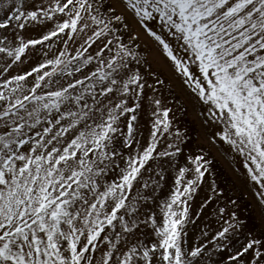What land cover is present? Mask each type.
Segmentation results:
<instances>
[{
    "label": "snow or ice",
    "instance_id": "snow-or-ice-1",
    "mask_svg": "<svg viewBox=\"0 0 264 264\" xmlns=\"http://www.w3.org/2000/svg\"><path fill=\"white\" fill-rule=\"evenodd\" d=\"M0 264H264V0H0Z\"/></svg>",
    "mask_w": 264,
    "mask_h": 264
},
{
    "label": "rangeland",
    "instance_id": "rangeland-1",
    "mask_svg": "<svg viewBox=\"0 0 264 264\" xmlns=\"http://www.w3.org/2000/svg\"><path fill=\"white\" fill-rule=\"evenodd\" d=\"M174 87L179 89V81L174 82ZM182 119L183 121L195 120V113L192 111L191 108H189L187 114ZM236 167L237 165L234 162L220 155H217L212 165L213 171L215 172L216 176L219 178L220 183L226 184V185H230L233 183L234 173L232 172V169ZM236 184H237L236 191L238 194H240L241 188L243 187L242 181L237 180ZM231 191L232 189L229 188L228 195L231 194ZM246 199L247 197H244L241 194V210L245 212H246V209L244 208V201Z\"/></svg>",
    "mask_w": 264,
    "mask_h": 264
}]
</instances>
